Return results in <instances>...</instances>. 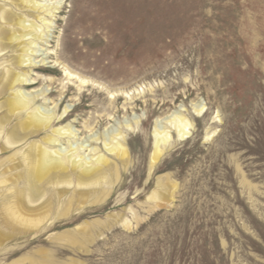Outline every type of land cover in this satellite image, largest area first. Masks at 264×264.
Segmentation results:
<instances>
[{"label":"rangeland","instance_id":"rangeland-1","mask_svg":"<svg viewBox=\"0 0 264 264\" xmlns=\"http://www.w3.org/2000/svg\"><path fill=\"white\" fill-rule=\"evenodd\" d=\"M53 1L33 48L45 63L24 91H48L38 104L59 116L67 107L60 149L104 154L112 185L49 192L48 222L32 231L8 220L0 190V264H264V0ZM62 68L90 82L80 95L77 83L60 95ZM175 116L191 124L183 141ZM154 128L172 145L151 168ZM117 134L124 161L105 152ZM22 147L0 152V170Z\"/></svg>","mask_w":264,"mask_h":264},{"label":"bare ground","instance_id":"bare-ground-1","mask_svg":"<svg viewBox=\"0 0 264 264\" xmlns=\"http://www.w3.org/2000/svg\"><path fill=\"white\" fill-rule=\"evenodd\" d=\"M0 2V57L7 53L11 54L0 60V110H4L3 115L0 114V152L23 146L9 158L10 165L1 168L0 190L8 200L5 208L8 220L27 231H32L48 222L52 205V195L49 196V192L60 199L64 195L66 197V194L69 195V189L82 195L87 189L101 188L107 184L110 187L112 174L111 177L109 174L112 165L110 160L104 154L96 152L95 148L90 149L89 152H93L90 156L80 155L77 149L62 151L58 144L63 139L69 142L72 130L70 125L55 128V123L62 122L68 115L67 107H64L59 116L51 110L42 109L38 104L39 96L46 99L48 91L36 95L24 91L25 87L37 83L35 79H31L29 73L38 63L44 65L45 61L41 59L34 62L33 48L48 34L53 17L60 9V2L53 0H0ZM47 54L51 55L50 50H47ZM62 74L69 84L67 89L60 92L62 96L70 91L74 83H77V96L80 95L82 88L90 83L66 68H62ZM111 96L113 97V94ZM194 111L200 115L205 109L198 105ZM12 118L16 123L10 126ZM169 120L166 122L173 127L177 140L187 139L190 134V122L182 116H175ZM161 129L159 131L158 128H154L153 131L155 141L150 157L151 168L172 145L170 132ZM48 130L49 133L38 142L28 143V138ZM104 146L107 154L121 161L127 159V149L120 134L110 138V142L104 143ZM16 161L17 164L14 165ZM2 164L0 163V167L5 166ZM114 175L116 181L118 177L116 171ZM163 186L166 185L157 180V187ZM107 190L105 189V193ZM163 195L154 192L149 200L156 201L157 206H162L159 202L167 201V197ZM123 226L128 224L124 222ZM2 243L0 238V246Z\"/></svg>","mask_w":264,"mask_h":264}]
</instances>
